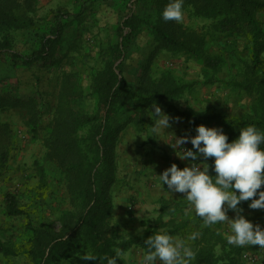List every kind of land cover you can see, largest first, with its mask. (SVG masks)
<instances>
[{"label":"trees","instance_id":"trees-1","mask_svg":"<svg viewBox=\"0 0 264 264\" xmlns=\"http://www.w3.org/2000/svg\"><path fill=\"white\" fill-rule=\"evenodd\" d=\"M96 2L84 1L78 13L71 17L56 16L52 25L54 28L40 36L37 48L26 55L14 50L17 43L15 32L25 33L36 28L38 0H0V64L30 69L54 59L73 65L87 59L88 55H92L94 61L90 73L91 94L95 97L92 112L72 117L66 114L68 110L61 108L52 124L44 127L51 128V132L46 135L48 152L44 161L57 167L59 176L53 181L65 187L74 212H67L61 217L59 231L53 225L30 227L31 235L24 249L30 264H57L62 261L69 264H100L99 259L85 262L82 257L87 253L111 257L115 248L125 252L138 248L145 254L147 248L144 240L157 231H167L172 236L182 237L189 229L192 219L181 203L165 199L160 201L155 218L142 221L138 234L132 235L123 229L110 227L114 209L111 189L116 183L118 171L116 143L123 128H115L113 119L121 110L130 111V121L135 120L141 131L144 129L147 109L154 103L164 105L194 131L200 125L222 129L229 138L228 142L237 139L239 131L249 125L264 131V79L257 74L264 64V0H184L183 8L189 16L204 21L201 30L183 29L171 21L165 22L162 12L169 0H118L125 9H130V14L123 18L117 29L116 41L111 44L108 54L101 52L102 59H97L99 54L93 51L96 46L85 40V35L93 29L88 25L87 10ZM137 6H144L154 12L152 16L156 19L150 17L146 22L159 49L173 57L188 56L201 65L207 77L204 81L206 85L221 82L218 75L224 64L223 57L211 53L209 46L226 36L248 42L250 61L246 66H237L236 70L237 74L240 72L246 76L247 84L241 87L256 96L251 113L241 120H232L212 108L180 111L173 101L186 88L167 77L169 75L158 79L155 84L150 82V90L135 92L130 89L123 76V63L119 62L142 22L131 10ZM63 43H66L67 50L60 54L58 50ZM97 46L102 49L101 43ZM105 54L108 58L103 60ZM75 83V77L68 76L67 89L74 92ZM7 110L26 111L33 136L37 138L46 106H39L35 99L24 97L8 85L0 84V181L9 172L14 145L12 127L3 120ZM213 160H209L210 166ZM210 175H215L211 167ZM250 202H241L238 207L243 212L264 215V210L250 209ZM3 207L8 217L20 218L25 215L14 193L4 195ZM195 242L196 257L192 264H238L237 254L242 250L228 245L227 240L210 227L202 230ZM0 253L7 257L17 254L1 241ZM118 264L128 263L121 258Z\"/></svg>","mask_w":264,"mask_h":264},{"label":"rangeland","instance_id":"rangeland-1","mask_svg":"<svg viewBox=\"0 0 264 264\" xmlns=\"http://www.w3.org/2000/svg\"><path fill=\"white\" fill-rule=\"evenodd\" d=\"M84 1L89 0H38L36 28L25 33L23 31L21 33L15 32L17 43L14 50L26 55L30 54L39 45V37L54 28L52 25L56 16L68 18L77 14ZM131 10L140 17L142 22H140L125 56L119 62L123 63V76L130 89L135 92H140L143 89L150 90V82L155 84L158 79L169 75L167 77L173 78L180 86L186 88L173 101L174 106L180 111H201L212 108L216 113L232 120H241L245 115L251 113L256 104V96L254 93L250 94L246 88L241 87L242 84H247L246 76L240 72L237 74L236 70L237 66H246L250 61L248 42L244 39L226 36L220 42L212 43L209 46L211 53L223 57L224 64L221 73L218 75L221 82L215 85H206L204 81L207 77L201 65L190 60L188 56L173 57L159 49L146 22L150 17L151 19L154 18L152 16L154 12L144 6H137ZM87 14L88 25L93 29L85 35V40L90 45L96 46L93 51L99 54L97 59H102L103 53L101 52L108 54L111 44L116 41L117 29L120 27L123 18L130 14V9H125L118 0H97L95 4L89 6ZM171 22L176 26L181 25L183 29L194 28L196 30H201L205 24L204 21L191 18L186 9H184L182 22ZM94 40L95 42H92ZM100 43L102 49L97 46H100ZM66 50L67 45L63 43L58 52L63 54ZM106 54L103 56V60L108 58ZM92 58V55H88L87 59L85 58L73 65L56 62L53 59L45 64L34 65L30 69L24 67L16 69L11 64H0V84L8 85L10 89L16 90L24 97L35 99L39 106L41 104L46 106L45 115L42 119L43 123L39 128L37 138L33 136L32 128L29 126L30 117L26 111L7 110L3 115V120L9 122L12 127L14 145L9 172L0 181V241L6 247L16 251L17 254L7 257L0 253V264H30L27 255L24 254V249L28 245L27 241L31 235L30 227L39 228L53 225L59 231L61 217L67 212H74V206L65 187L59 186L53 181L59 176L57 167L53 163L47 164L44 161L48 152L46 135L51 132L50 127L47 129L44 127L48 126L49 123L52 124L54 118L57 117L58 109L61 108L68 110L66 114H70L72 117L88 115L92 112L95 105V97L92 96L90 88V73L94 64ZM257 74L264 79V64ZM68 76H74L76 79L74 92L67 89ZM157 105L172 118L170 130L175 124L174 127L177 128L181 136L194 137L196 135V132L187 122L180 119L179 122H176L177 117L174 112H170L162 104ZM151 110L150 106L147 109L142 131L135 120L130 121L131 113L128 109L121 110L119 115L113 119L115 128L119 126L123 128L116 143L115 160L118 164V171L116 183L111 189L114 209L110 219V227L112 229L120 228L136 235L141 230L142 221L157 216L162 199L173 200L181 203V206L192 219L189 229L182 237H178L185 239L190 233H200L206 228L202 219L193 212L195 211L194 208L189 205L186 199H181V197L173 199L171 197L170 199L162 198L157 203L145 202L141 205L145 212L141 214L135 212L140 208L138 207L139 203H134L133 199L125 202L124 198L121 197L134 191L131 183V172L140 175L138 166L134 163L136 158L138 156L151 157L160 150L159 145L162 144L160 139H162L163 133L160 131L152 132L151 127L154 126V122L151 118ZM208 128L215 127L210 125ZM184 148L192 149L191 143L185 144ZM167 153H169L167 158L172 160L171 150L169 149ZM209 160L206 163H209ZM175 161L171 163L167 161L166 166L171 167L172 164H176L178 168L182 169L189 163L188 161L187 163L180 160ZM180 163H183L182 166ZM141 167L143 168L142 176L145 173H147V177L152 176L145 172L149 168L147 164H143ZM7 193H14L18 196L21 209L25 213L23 217L11 218L5 214L3 199ZM118 209L121 210L120 214H117ZM241 214L254 225L258 224L264 228V215L262 213L242 212ZM235 216L236 213L233 214L232 212L230 219H234ZM210 229L219 232L227 240L229 233L227 225L217 224L211 226ZM195 241H188L194 251ZM239 248L242 252L237 254L238 264H264V250H260L259 245ZM129 252L122 257L128 264H130L128 262ZM57 264L69 263L62 261Z\"/></svg>","mask_w":264,"mask_h":264},{"label":"clouds","instance_id":"clouds-1","mask_svg":"<svg viewBox=\"0 0 264 264\" xmlns=\"http://www.w3.org/2000/svg\"><path fill=\"white\" fill-rule=\"evenodd\" d=\"M184 0H169L162 12L165 22H182L184 17ZM153 133L167 130L172 119L161 107L151 105ZM179 122V118H176ZM196 135L175 137L171 147L181 161H188L183 169L172 164L158 176L162 186L166 185L168 193L184 194L195 214L206 227L217 224L227 225V244L236 247L259 245L264 250V228L253 224L241 213V202H248L252 210H264V131L255 125H249L239 131L240 135L232 142L220 128H208L200 125L195 129ZM191 143L192 149L184 148ZM214 158L210 166L206 161ZM200 161V162H197ZM211 170L215 175H210ZM258 197V198H256ZM229 210L236 213L234 219L228 217ZM199 232L190 233L185 239L170 235L167 231H157L144 240L147 251L140 258L139 264H192L196 252L188 241H195ZM127 255L120 248L114 249L111 257H97L92 253L82 259L96 261L100 264H118Z\"/></svg>","mask_w":264,"mask_h":264},{"label":"crops","instance_id":"crops-1","mask_svg":"<svg viewBox=\"0 0 264 264\" xmlns=\"http://www.w3.org/2000/svg\"><path fill=\"white\" fill-rule=\"evenodd\" d=\"M174 125L175 124L172 125L173 127L172 130L170 129L160 130V132L163 133L162 139H160V142L162 141V144L159 145L160 150L157 152V154H155L154 156L151 155V157L138 156V158H136V160L134 161V163L137 164L138 166L137 169L140 172V175L136 174L133 171L131 172L132 173L131 183L134 191L128 195L127 194L122 195L121 197L124 198L125 202H129L130 199H133L134 203L135 202L139 203L138 207L140 208L135 211L136 213L139 212L142 214L145 212V210H143V207L141 206L145 202L157 203L162 198L170 199L171 197L173 199H176V197L177 198L181 197V199L182 198L185 199L184 194L176 193L175 195H173L172 193H168L167 186L166 185L162 186L158 178L159 175H161L167 168L170 167V166H166L167 161L171 163L172 161L176 160L175 162H177L180 160L175 154L176 150H174L171 147L172 145L175 144V137L176 138L181 137L180 132L177 131V128H175ZM169 149L172 152V157H173L172 160L167 158V156H169V153H167ZM185 163H187V161H185ZM143 164H147V167L149 168L145 172H148V175H152V176L147 177V173H145V175L142 176L143 168L141 166ZM181 164L183 163H180V165ZM120 211L121 210L118 209L117 214H120ZM232 212L233 211L229 210L228 212L229 218ZM143 255L144 254L142 253V251H140L138 248H134L131 252H129L128 262H130V264H139V260Z\"/></svg>","mask_w":264,"mask_h":264}]
</instances>
